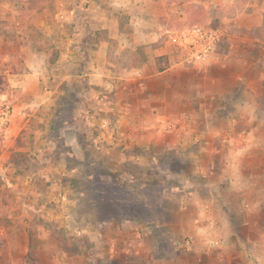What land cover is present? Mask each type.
Listing matches in <instances>:
<instances>
[{"label": "crops", "instance_id": "0c3cea01", "mask_svg": "<svg viewBox=\"0 0 264 264\" xmlns=\"http://www.w3.org/2000/svg\"><path fill=\"white\" fill-rule=\"evenodd\" d=\"M86 3L82 18L79 12L71 13L75 32L69 35L61 31L56 39L54 63H47L48 57L43 51L37 53L23 48L19 50L24 54L19 59L22 69L6 72L3 80L8 85L4 89V85H0V115L7 108L10 116L4 126L0 125L5 147L0 153L1 160L11 151L36 156V150L49 149L51 140L48 139L35 150L26 143L19 145L18 139H22V131L31 123L34 112L43 111L51 119L59 93L46 86L53 82L64 87L75 83L83 109L89 106L99 110L98 104L103 98L98 94L111 95L110 101L115 107L112 110L125 132L131 123L141 130L146 129L150 120L158 130L165 124L170 126L171 108L179 111L177 119L182 115L181 109L186 115V111L197 106L193 105V94L200 98L198 108L201 112L214 110L211 120L205 122L203 115L199 117L200 125L225 122L235 126L261 122L264 0H86ZM197 4L200 5L198 13L195 12ZM63 17L64 10L58 9L56 19L61 28ZM194 23L212 31L218 38L214 51L198 68L186 66L184 60L176 61L172 53L175 48L172 40L181 39ZM80 25L85 28L86 36L78 32ZM220 44L223 47L220 48ZM37 58H41L39 68L34 63ZM187 78L198 79L199 83L190 84ZM63 91L60 95L65 93ZM239 96L242 97L237 99ZM107 100L103 101L107 103ZM225 109L233 113L221 116L219 111ZM183 120L189 125L197 121L195 116ZM37 129V132L43 130L40 125ZM232 134L235 137L230 134V141L236 142L255 137L250 129L247 133L233 130ZM242 146L231 150L234 156H244L248 152L244 144ZM68 152L57 155V167L61 170L65 168L64 157L76 155ZM201 192L208 195L207 190ZM208 197V202L190 195L178 201L175 219L181 230L179 234L171 231L169 256H156L153 238L152 246L145 245L151 239L146 228L122 220L110 223L111 230L77 232L79 241H88L90 257L68 264H102L103 260L115 255V244L121 255L146 256L149 263L143 264H264V188L255 205L246 206L241 197H234L233 211H227L218 198ZM192 209L199 213L192 214ZM134 224L139 231L134 228L136 232L132 233L128 229ZM23 234L0 229V264H27L31 245L28 246L27 239L26 243L16 239ZM39 251L52 259L50 264H64L66 253L57 244L42 246Z\"/></svg>", "mask_w": 264, "mask_h": 264}, {"label": "rangeland", "instance_id": "374dc122", "mask_svg": "<svg viewBox=\"0 0 264 264\" xmlns=\"http://www.w3.org/2000/svg\"><path fill=\"white\" fill-rule=\"evenodd\" d=\"M86 6V0H0V85H4L3 89L8 85L3 80L6 72L22 69L19 59L24 54L20 49L43 51L47 54V63H54L56 39L61 31L69 35L75 32L71 13L79 12L82 18ZM197 6L196 13L200 10V5ZM58 9L64 10L62 28L56 19ZM78 32L86 36L81 25ZM174 47L172 53L176 61L183 62L186 49L176 43ZM37 59L34 63L39 68L41 58ZM185 64L191 68L199 66ZM186 81L193 85L199 83L198 79L187 78ZM46 87L59 95L62 90L65 93L56 96L51 119L43 111L33 113L18 143H26L35 150L48 139L52 146L36 150V156L11 151L3 156L4 160L0 159V229L24 233L22 238L16 239H23L25 243L27 239L28 246L31 245L27 264H50L52 259L39 250L42 246L56 244L66 253L64 264L87 260L89 243L79 241L77 232L111 230L110 223L117 224L122 219H109L108 216H115L120 205L132 207L130 214L134 219L123 221L139 223L138 226L146 228L151 235L145 245L152 246L153 238L156 256H169L171 231L179 234L181 230L175 213L178 201L184 196L208 202L211 195L218 198L227 211H233L232 200L236 196L241 197L246 206L260 200L264 188L263 109L259 110L263 117L258 124L232 126L224 122L204 126L199 124V117L203 115L205 122L211 120L214 110L201 112L198 108L200 98L193 94V105L197 106L186 111V115L181 109L185 117L181 115L177 119L179 111L171 108L170 126L165 124L158 130L148 119L146 129L141 130L131 123L125 132L112 110L115 107L110 101L111 95L98 94L103 98L98 104L99 110L89 106L83 109L75 83L64 87L53 82ZM104 98L105 101L109 98L107 103ZM260 100H264L262 95ZM229 112L233 113L225 109L219 114L225 116ZM9 116L6 108L0 115V125L4 126ZM194 116L196 123L184 124L183 119ZM39 125L42 132H37ZM248 129L255 134L250 141H230V134L235 137L233 130L247 133ZM1 136L0 130V153L5 149ZM242 144L248 152L244 156H234L233 149H240ZM13 147H16L14 143ZM68 151L76 155H66L65 168L61 170L57 167V155L69 154ZM95 188H103L105 193L94 195ZM203 190H207L208 195L201 192ZM98 196L105 197L100 200ZM135 210L138 212L133 213ZM100 211L104 212V217L100 216ZM190 212L199 213L196 209ZM135 226L128 230L133 233L134 228L137 230ZM117 248L115 244V255L103 260L102 264L149 263L144 255L124 256L116 251Z\"/></svg>", "mask_w": 264, "mask_h": 264}, {"label": "built area", "instance_id": "2783aa9c", "mask_svg": "<svg viewBox=\"0 0 264 264\" xmlns=\"http://www.w3.org/2000/svg\"><path fill=\"white\" fill-rule=\"evenodd\" d=\"M217 40V36L212 31L192 26L186 30L181 39L172 41L186 49L184 54L186 63L200 64L214 51Z\"/></svg>", "mask_w": 264, "mask_h": 264}, {"label": "trees", "instance_id": "16d2710c", "mask_svg": "<svg viewBox=\"0 0 264 264\" xmlns=\"http://www.w3.org/2000/svg\"><path fill=\"white\" fill-rule=\"evenodd\" d=\"M105 190L103 189V188H95L93 191H92V194H104L105 192H104ZM103 197H105V196H103ZM102 196H98V198H100V200H102V198H103ZM139 205H140V203H139ZM119 211L118 212H116L117 214H115V216H113V215H111V216H108V217H110L109 219H122V220H131V219H134L133 218V216H131V215H133V214H130L131 213V209H132V207L130 206H128L127 204H125V205H120L119 206ZM108 211V210H107ZM138 211L137 210H135V212H133V213H137ZM99 214H100V216L101 217H104V212L103 211H100V212H98Z\"/></svg>", "mask_w": 264, "mask_h": 264}]
</instances>
